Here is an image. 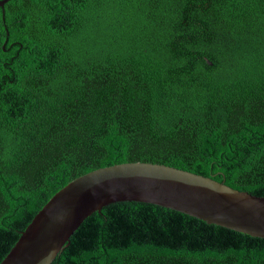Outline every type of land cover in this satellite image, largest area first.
Here are the masks:
<instances>
[{"label": "trees", "instance_id": "1", "mask_svg": "<svg viewBox=\"0 0 264 264\" xmlns=\"http://www.w3.org/2000/svg\"><path fill=\"white\" fill-rule=\"evenodd\" d=\"M135 161L264 196V0L0 7V263L66 184ZM52 264H264V238L123 201Z\"/></svg>", "mask_w": 264, "mask_h": 264}, {"label": "water", "instance_id": "2", "mask_svg": "<svg viewBox=\"0 0 264 264\" xmlns=\"http://www.w3.org/2000/svg\"><path fill=\"white\" fill-rule=\"evenodd\" d=\"M9 1L0 0V7ZM123 201L164 206L264 238V196L172 165L122 162L85 173L56 192L0 264H52L89 216Z\"/></svg>", "mask_w": 264, "mask_h": 264}]
</instances>
